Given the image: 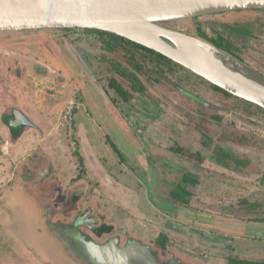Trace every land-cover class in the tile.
Wrapping results in <instances>:
<instances>
[{"label": "rangeland", "instance_id": "374dc122", "mask_svg": "<svg viewBox=\"0 0 264 264\" xmlns=\"http://www.w3.org/2000/svg\"><path fill=\"white\" fill-rule=\"evenodd\" d=\"M163 25L204 39L264 75V10ZM97 32L0 33V245L14 249L0 250V264H29L24 245L37 233L62 264H106L94 244L108 247L118 238L124 246L130 235L153 247L158 264H222L230 255L264 261V114L184 67ZM113 79L130 93L128 102L111 88ZM16 110L33 125L19 123L13 131ZM216 147L249 160L246 170L215 164ZM25 175L34 190L50 184L61 214L83 186L80 216H57L54 226L58 210L50 206L47 213L19 187ZM118 185L139 192L151 209L131 230L123 220L127 207L115 202L124 196ZM89 208L96 221L84 224ZM105 222L115 229L103 237L79 231L80 223L88 229ZM14 224L27 231L17 233ZM61 232L82 234L84 241L77 238L69 249ZM158 239L167 240L165 249Z\"/></svg>", "mask_w": 264, "mask_h": 264}, {"label": "water", "instance_id": "95a60500", "mask_svg": "<svg viewBox=\"0 0 264 264\" xmlns=\"http://www.w3.org/2000/svg\"><path fill=\"white\" fill-rule=\"evenodd\" d=\"M261 10H264V0H0V33L44 29L113 33L167 57L234 97L264 109L262 73L204 39L163 25ZM16 121L12 128L19 130L20 124L33 125L20 111L16 112ZM66 235L73 240L74 250L77 238L84 241L82 234L75 238ZM111 244L108 247L94 244L106 264H158L150 246L129 240L127 246L120 248L118 238ZM171 264L181 262L174 260Z\"/></svg>", "mask_w": 264, "mask_h": 264}, {"label": "crops", "instance_id": "0c3cea01", "mask_svg": "<svg viewBox=\"0 0 264 264\" xmlns=\"http://www.w3.org/2000/svg\"><path fill=\"white\" fill-rule=\"evenodd\" d=\"M17 111L22 112L21 110H16V112ZM49 116H51V113H46L45 114L46 118H49ZM10 124H11V127H12L13 123L11 122ZM14 129H13V131L17 130V128H14ZM28 175L31 176L32 174L28 173ZM28 175L27 176L25 175L26 179H24V178L22 179V183L19 184V187H21V189H23L24 192H26L27 194H30L31 196L33 195L32 197L36 198L35 200L38 202L39 205H41L42 207H44V209H46V212H47V210H48V208L50 206H53L54 208H56L55 205L53 204V202L55 201V199H56L55 196H57V195L55 193V190L54 191L50 190V186H49L50 184L48 183L46 185L47 182H45L43 185L38 186L37 189L34 190V189L31 188V186H29L31 178H29ZM117 189H118V191L121 190L122 192L121 191H119V192L123 193L124 196H121V197L119 196L120 198H118L115 201L116 205L120 204L119 206L123 205L124 207H127L126 211H128V212H123V220L127 221L128 230H131L132 227L135 225L134 224L135 221H138V222H140L141 220L146 221V218H148V215L150 214L149 212H151V209L149 208L148 205L145 204L144 197H143V195L140 196L138 194L139 192L137 193V192L131 191L129 189H125L121 185H118ZM125 190H128V191L126 192ZM77 191L78 190L72 191L71 196H70L69 201H68L69 205L67 207H65V208L68 209V211L70 213V216H69L70 218L75 217V216H76V218H78L80 216V215H75V214L79 210V203L82 200V198L84 197L85 191L83 190V186H82L81 190H79V192H77ZM34 192H37V193L35 194ZM119 195H120V193H119ZM13 200H16V202H19V201H17L16 197ZM18 204H20V203H18ZM16 205H17V203H16ZM57 210H58L57 214L54 216V218H52L53 222H54V219L57 216H62L64 219H70V218H65L64 214H61V212H59L61 209H57ZM112 210H115V208H112ZM113 215H115V214L113 213ZM82 216H83L84 224L86 223V219L85 218H90V221H93V222L96 221L95 218H94V214H93L91 208L87 209L86 212L84 214H82ZM47 218L49 219V215H48ZM6 219L7 218H5V221L7 222ZM49 224L50 223L47 220V225H49ZM53 224L56 225L55 222ZM84 224L82 225L80 223L79 231L82 232V234L84 236H85V234H87L88 236L91 237L92 236L91 234H93L97 238L98 237L97 234H96L97 227L96 226H87L88 229H86ZM104 224L113 225V224H110V223H107V222H105ZM72 225H73V223H72ZM94 227H96V229ZM12 228L17 233H21V232L25 233V231H27L26 227L17 226L15 224L13 225ZM52 230H54V228H52ZM36 235H37L38 239L36 237H33L36 241H31L30 242L29 238L31 236H33V235H30L29 238H27L28 239L27 243L24 245V247L27 248V249H24L25 250L24 253H25L26 256L28 255L27 260L29 261V264H62L63 260L60 259L61 257H59L58 254H54L55 253V251H54L55 247L53 246L54 249L50 250L48 248L47 242H44L41 239V237H39L38 233ZM105 235L106 234H104L103 236H105ZM146 235L147 234L145 233V236ZM103 236H101V237H103ZM130 236L133 237V238H136L134 235H130ZM92 238H94V237L92 236ZM66 239L67 240H65V238H63L64 247H66V245H68L70 247L69 249L73 248V240L71 238H69V239L66 238ZM136 239L142 241L141 238H136ZM94 242L98 243L96 239H94ZM48 243L50 244V242H48ZM0 250L4 254H6V253L13 252L14 249H12L10 251L8 248L0 245ZM247 252L251 256L253 255V253L251 251H247ZM56 253H57V251H56ZM57 255H58L59 258H57ZM72 258H74V256ZM242 259H247V258H242ZM249 260H253V259L249 258ZM0 263H2V259H0ZM227 263H228V260H224L222 264H227ZM189 264H194V262L193 263H189Z\"/></svg>", "mask_w": 264, "mask_h": 264}, {"label": "trees", "instance_id": "16d2710c", "mask_svg": "<svg viewBox=\"0 0 264 264\" xmlns=\"http://www.w3.org/2000/svg\"><path fill=\"white\" fill-rule=\"evenodd\" d=\"M87 31H98V30H87ZM97 33H99L102 36L109 37L110 39H114V40H116L118 42H122V43L126 44L129 47H132V48H135L137 50L146 52L150 56H153V57L156 56L157 58H159L161 60L163 59V60L168 61L169 63L176 64V65L180 66L179 64L173 62L172 60L168 59L167 57H165V56H163V55H161L159 53H156L155 51H152V50H150V49H148V48H146V47H144L142 45L134 43V42H132V41L126 39V38L120 37V36H118L116 34L104 32V31H98ZM108 42L109 41H105L107 46L108 45L110 46V43H108ZM109 46H108V48H110ZM110 86H111V88H113L117 92V94L123 100H125L127 102L130 100V98H131L130 93L128 91H126L125 88L121 84H119L116 80L113 79L110 82ZM211 86L216 91L223 93L226 97L237 98V97H234L233 95L229 94L228 92L224 91L223 89H221V88H219V87H217V86H215L213 84H211ZM241 101L247 103L250 106L255 107L257 109V111H255L256 113L259 112V114L260 113L264 114V109H262L261 107L255 105V104H252L250 102L244 101L242 99H241ZM251 112H254V111L251 110ZM175 151H177V152H179V151L180 152H185L182 149L181 150L177 149ZM185 153L189 157L203 159V156L200 153H197L196 155H194L193 153H190L189 151H186ZM212 159L215 161V164H217L219 166L221 165L225 169L236 170V171H244V170H246L247 167L245 165L246 164L249 165V163H250L249 160L246 161V160L231 156L229 153L224 151L223 148H220V147H216V149L214 150V154L212 156ZM201 161H203V160H201ZM185 180H187V178H185ZM192 182H195V180H193ZM182 191L184 192V194H186L184 189ZM172 195H173V197L176 200H181L182 203H184V204H188V202H189L187 199L183 198L184 195H182V193L173 192ZM62 211H63V214H65V215L66 214H70L67 208L63 209ZM114 229H115V227L113 225H105L104 224L101 227L97 228L96 234H97L98 237H101L104 234H111L112 231H114ZM158 243L161 245V247L163 249H165L166 248V244H167V240L166 239H160V240L158 239ZM227 264H264V261L242 259V258L230 255Z\"/></svg>", "mask_w": 264, "mask_h": 264}, {"label": "flooded vegetation", "instance_id": "af4514ba", "mask_svg": "<svg viewBox=\"0 0 264 264\" xmlns=\"http://www.w3.org/2000/svg\"><path fill=\"white\" fill-rule=\"evenodd\" d=\"M248 65H250L251 67H253L250 63H248V62H246ZM254 68V67H253ZM260 72V71H259ZM263 74V73H262ZM196 75V74H195ZM215 90V89H214ZM216 91V90H215ZM218 92V91H217ZM218 93H220V94H222V95H224L223 93H221V92H218ZM225 96V95H224ZM14 124V123H13ZM89 222H91V221H89ZM94 226V225H93ZM128 240H134V241H137V242H139V243H141L143 246H150V245H147V244H145L143 241H140V240H138V239H136V238H133V237H131L130 236V238L128 237V239H127V243H126V245H124V246H122L121 245V240H120V248H123V247H125V246H127L128 245ZM151 247V246H150ZM152 248V251H153V254H154V250H153V247H151Z\"/></svg>", "mask_w": 264, "mask_h": 264}]
</instances>
